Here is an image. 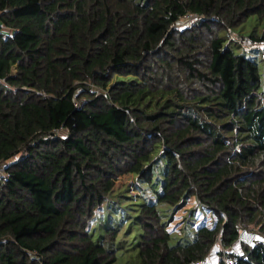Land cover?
<instances>
[{"label":"trees","instance_id":"16d2710c","mask_svg":"<svg viewBox=\"0 0 264 264\" xmlns=\"http://www.w3.org/2000/svg\"><path fill=\"white\" fill-rule=\"evenodd\" d=\"M252 15L264 0H0V264H114L133 225L126 264H264V31L242 36L259 58L222 36Z\"/></svg>","mask_w":264,"mask_h":264},{"label":"rangeland","instance_id":"374dc122","mask_svg":"<svg viewBox=\"0 0 264 264\" xmlns=\"http://www.w3.org/2000/svg\"><path fill=\"white\" fill-rule=\"evenodd\" d=\"M193 19L194 18H191L190 21H192ZM181 25H183V23H181ZM263 31H264V19H259L257 15H252L242 24L236 27H233L232 29L223 31L222 36L226 38V41H225L226 47H229L235 53L245 52L249 55L252 54V56L259 58L261 54L260 53L261 44H255V43L249 42L248 39H244L242 38V36L262 34ZM258 63L260 65L261 71H263L264 61L259 59ZM5 165H6V162L0 163V176L4 174L3 168ZM133 183H134V176L132 174H124L120 176L117 180L109 183V185L106 188L97 192L96 206L94 207L93 211L88 215V218H89L88 222L90 223L89 227L90 229H92L91 231L95 239L99 240L101 236L104 234V232L107 230V228L109 226L112 227L113 225V223H109L108 221V217H107L108 211L104 209L105 205H103L102 202L106 198H108L107 201H109L110 203L113 202L112 200L115 199L113 195L118 189L128 190L127 192H130V194L132 195L135 194L136 190H135V187L133 186ZM111 188H116L112 196H110L109 194V191ZM194 201H195V198L192 197V199L185 205L186 206L185 208H189ZM160 207L161 208L163 207L162 204L160 205ZM197 209L202 211L200 214L202 216L201 220L206 221L208 219L209 211L206 210V207L203 205ZM184 210H181L180 214H182ZM196 221H199V218ZM192 224L194 225L195 223L192 222ZM126 227H127L126 224L122 225V230L120 232V235L124 233ZM138 236H139V228H137V231L135 232V225H133L130 233L128 234L127 241L120 242V240H118L116 242V250H117L118 259L114 264H126V260L129 256L128 254L130 253V249H129L130 243L134 241L135 239H137ZM238 245L240 246V244ZM233 251L238 252L240 251V248L238 246H234L232 249L228 250V252H233ZM211 259L214 260L216 263L219 262V257L215 252L213 253Z\"/></svg>","mask_w":264,"mask_h":264},{"label":"built area","instance_id":"2783aa9c","mask_svg":"<svg viewBox=\"0 0 264 264\" xmlns=\"http://www.w3.org/2000/svg\"><path fill=\"white\" fill-rule=\"evenodd\" d=\"M191 18H194V16L192 17H188L186 19V21H190ZM254 239V234L252 233H243L241 235V240H244L246 242H252ZM238 261V256L235 255V256H232V257H228L224 260V263L223 264H234ZM198 264H213L211 261H204V262H201V263H198Z\"/></svg>","mask_w":264,"mask_h":264}]
</instances>
